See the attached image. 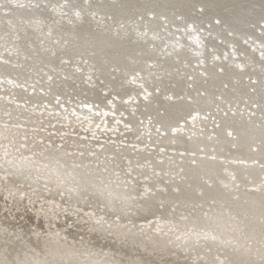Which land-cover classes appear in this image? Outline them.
I'll use <instances>...</instances> for the list:
<instances>
[{
  "label": "bare ground",
  "instance_id": "1",
  "mask_svg": "<svg viewBox=\"0 0 264 264\" xmlns=\"http://www.w3.org/2000/svg\"><path fill=\"white\" fill-rule=\"evenodd\" d=\"M17 1L18 3L16 4V0H0V47H3L1 44L10 42L8 44H12L13 48H9V51H17L19 55L16 63L14 61L11 64L5 61V57L2 58L3 56L0 53V73L4 74H2L3 77L6 75L14 77V80L10 78L12 81H5L11 84L15 82L25 83L34 79L37 81L38 85V83L50 79L47 88H49L51 92L58 94L63 93L65 95L71 92L76 94V96L77 94H92L93 96L95 87L79 84L80 76L77 72L73 73L72 70H67L66 72L60 71L61 74L59 75L56 71L59 68H64V64H67L61 62L62 58L72 59L73 57L78 58L84 56L89 58L91 62L89 66L90 71L87 73L90 77H94V75L97 74L100 80H105L106 82L110 80V82L112 81L111 84L114 83L118 86L123 85L124 87L127 85L126 88H131L132 83L129 80H126V82L123 81V74L131 71H140V75L143 74L145 76L143 80L139 79V81L144 83V86L148 87V85L152 83L156 87L160 86L163 91L158 92L159 94H154L153 92L152 96H147L148 100L146 99L145 101L141 98L143 99L141 102L144 104L141 106L140 110L130 107L128 111L125 110L129 104L123 101V106H126H124L125 115L127 116V119H124V121L129 125L125 127L124 133L122 131L123 129H120L123 134H119L118 132L117 134L116 130L111 131L117 134L116 137L114 135L116 142L99 141L101 137L99 139L97 138V141L95 139H90V136L87 138L81 136L83 133L81 128L85 129L86 126H89V131L91 133V131H94L98 121L105 114H100L99 117L96 116L98 118H85L86 115L80 116V113L84 112L82 110L75 114L68 111L63 113L64 111L60 110L63 117L58 120L59 122L56 125L50 126L49 124L48 127L42 125L37 130L31 129L32 127L29 128V123L27 125V123H22L21 121H14L15 124H20L23 127L14 126L12 121L5 123L7 122L6 119L4 120L1 118L0 168L7 171V179L12 182L20 180L29 181L32 179L33 174L37 172L36 169L40 168V170L45 173H43V175L47 179L46 182H48L49 186L60 187L61 181H64L65 186L73 182L72 184L76 186L77 190L72 191V200H79L83 195L88 194L90 198H94L95 201L104 204L106 212H110V215L116 214L117 216V214H119L123 215V217L125 216V218L133 217L139 220H146L149 217H155V213H161L163 218L169 221L172 220V222L165 223L163 220L162 223H157L158 227L161 228V232H156L155 234L153 232V236L149 238L152 243L150 244L153 246L155 242L159 241L157 238L159 235L162 236L164 240L160 241L161 243H166L165 240H168L169 243L172 239L179 237L178 241L175 243L181 245L180 250L183 253L178 252V254L187 256L195 255V253L193 254V252H191L195 242H199L200 246L204 244L201 242H205L204 247L209 248L210 251H200L204 257L200 259L199 256H197L192 260L193 264L197 259L198 261L196 264H203L208 255H220L218 261H223L224 264H264V193L261 190L246 189L242 194L240 193L242 191L236 193L239 194V196L233 198L229 196L230 194H225L222 191L224 187L220 186L222 183L219 185L214 182V184L211 183V185L202 184L203 191L200 196L197 192V190L202 188L200 186L201 184H198V176L200 173H202L203 176L206 174L212 178L219 176H217V173L219 174L218 171H220L221 166L224 164L217 159V157L220 156L226 159L224 162L229 161V158L241 159L246 161V163L253 162V164L244 165L240 162L236 163V160H234V163L232 162L229 164L232 169L234 168L237 170L236 174L234 173L238 176L237 179H243V175L245 174H249L252 177L255 176L257 172H264V54L263 56H259L252 47L255 43H257V47L258 45L264 47V0H259V3H257L253 9H249L250 6L247 5L250 1L246 4V7H242V2L240 0ZM30 3H33V5ZM47 6H51V8H47ZM236 6L237 8H241V11H237V14L235 13L237 9ZM93 13L97 14L98 17L96 15L94 17ZM48 21H51L52 24L48 25L47 23L45 32L41 30V27H43L42 24L44 25V23ZM198 33H202L200 35L203 36L202 42L200 41V45L198 44V47H200L199 49L190 43L192 41L189 42L187 40L188 37H193V34L199 36ZM196 40L197 39H195V41ZM2 49L3 48H1V50ZM229 50L233 51V54H230ZM192 51L196 54L200 52L197 56L199 60L195 58L196 56H192ZM231 55H236L237 60L231 57ZM200 59L204 64L202 69L206 75L205 77L193 66V62H198ZM236 61L240 62V66L242 67L241 70H237L235 66L232 65L233 62L235 63ZM79 68L80 66L78 69ZM217 68H222V73L217 71ZM31 69H33V71H31ZM41 71H47L43 78H40V75H43ZM62 75L67 77H62ZM187 75H189V77L191 75L193 76L192 81L187 80ZM245 75H251L256 79V82L254 84L252 83L250 88L261 84L263 89H253L254 91L251 92L249 87H245L246 84L241 81V78ZM57 78L59 79L57 80ZM234 82L237 87L234 86ZM5 84L8 86L7 83ZM189 84L192 85L189 86ZM225 84L229 86V89L225 88ZM39 86L40 84L37 88H39ZM217 86L221 87L218 91L215 89ZM12 87L15 88V95L20 96L18 98L21 99V101L28 97L34 99L35 102H37V100L41 102L40 95L29 93L30 89H28V92L23 90L25 87L22 88L20 86L22 89L18 86V88L15 87V85ZM231 88H234V91L231 90ZM6 91H8V89ZM165 92L170 93L172 97L170 96L168 98L163 96L166 94ZM1 94L0 91V96H2ZM202 94H204V96ZM217 94L220 95L219 97H221L225 103H229L232 110H234L233 112H227V116L223 119L221 118V114L218 113L219 116L217 115V118L219 117L220 120L217 121L218 119H216L215 121V123H218L217 128L214 126V128L211 129L212 131L203 129L201 132H196L197 127L201 126L196 125L195 122H192L194 127L186 124L188 125L187 127L178 128L181 122L177 125L176 120L181 116L188 115L194 108L198 111L197 113H201V115L202 113L206 114V112H212L211 115H209V120L206 119V121H203L204 119H199L202 128H204L203 126L210 125V121L213 119L211 116L216 115L215 112H213L215 110L214 108L217 105L223 107L222 103L216 101L214 98V95ZM52 98L54 97L51 96L50 100ZM187 98H189L191 103L187 101ZM244 98H248L249 101L257 105L255 110L250 108L253 114L244 112L242 114L244 116H241L238 110L234 109L237 103L243 106L245 103L243 100ZM70 101H73V98ZM19 102L20 101H18V103ZM116 104L117 103H115V105ZM57 105L60 106L59 103ZM132 105H139V103H132ZM142 107L148 117L149 115L152 116V122H154L155 125L163 124V127L160 126L161 130H169L166 132L168 133L167 137H163L162 132L161 134L156 133L155 128H152V132L148 135L147 133L150 125L148 124L149 126L145 128V124H147L145 122V117H143L144 123L141 122L143 128H139L138 117L135 115L137 114L138 116V114L142 113ZM55 109L57 108L55 107ZM239 109H241L240 106ZM32 111L30 112L32 113ZM120 112L121 111H119V113ZM84 113L86 114L87 112ZM51 117H53V115ZM59 118L61 117L59 116ZM31 119H33V116ZM184 121L186 120H183L182 123L185 125ZM104 122L101 124L100 128L104 126ZM205 122H207V124ZM45 123L49 122L45 121L44 124ZM51 123L53 124V122ZM90 123H92V125H90ZM25 125L28 127H24ZM34 127L36 128V125ZM108 127H111L110 124ZM43 128H45V130H40ZM173 128H175L176 133L172 132L171 129ZM185 128L188 131H185ZM222 129H224L225 133L222 131L224 134L221 132ZM227 130L232 133L231 139H228L229 134H227ZM142 131H144V134ZM202 132L205 135L211 132L217 134V137H210L215 138L214 140L217 141V146L213 147V150H210L213 143L207 145L205 143V136H201ZM125 137H127V139H124ZM136 137H139V139L136 140ZM130 142H136L137 145H130ZM228 144H235L230 155H226L227 153L225 154V152L221 151L227 148ZM143 145L146 146L143 147ZM161 146L174 150V153H169L168 151L160 153L158 149ZM199 147L202 148V150H200L201 152L206 153L202 155L205 157L203 159H198L200 160L199 164H191L188 166L189 163H185L187 160L184 162L183 159L185 153H179V151H198ZM252 147L256 148L253 149ZM211 154H214L216 157L206 158L207 155L209 157ZM167 155L169 157H167ZM202 156L197 157L201 158ZM197 157H194V159ZM161 158H164V160L161 161ZM148 161L149 163H145ZM167 164L168 166H166ZM154 169H163L168 172L167 176H163L165 182L160 179L157 180L160 182L159 185H162L159 190H155V183H150L152 178L157 177L156 170ZM150 173H152V176H150ZM162 174L163 173H161V175ZM145 177L149 178L148 180H143L142 183L147 184L152 191H149L147 196L144 195L142 199L139 197L134 199L133 195H139V188L137 186L138 180ZM225 177L224 179H226ZM129 179L131 183L128 182ZM225 182L228 184L230 181ZM254 184L256 186V183ZM231 186L234 187V184H231ZM169 187H171V189ZM228 187L226 185L224 190ZM207 198H215L217 201H214L215 203L210 205V209L205 216L202 210L204 208L203 206L208 204L205 202ZM176 202L179 203L176 210L182 209L186 212L182 219L178 216L179 213L177 211L172 212L170 208L173 206V203ZM198 202H205V204L203 206H198ZM136 203L140 204L134 206ZM160 206H162V209L159 208ZM129 209H131V212H128ZM123 217L121 218L122 221H113L110 219L111 217L109 219L108 217L101 219L96 215L95 219L97 223L91 225L89 222L90 227L92 226L95 229L96 227H100L101 229L99 228V230L107 229L108 232L113 231V235L114 233L118 234L117 236L120 234L119 239L123 236L124 238L127 237V241L124 243L122 241V246L120 247L114 244L110 247L107 246L110 255L114 256V258L107 255L103 259L106 247L104 246L105 250L102 252H99V248L94 247L95 250L92 249L90 251L93 252V254H90L89 257L91 261L93 260L92 264H104L103 261H108L106 264H120L121 259L117 257L116 253H113L114 250L115 252H120L119 248H121L122 252L125 251L126 253L131 248V245L129 246L131 243L128 244L131 237L135 239L136 236L138 237V235L141 234L142 238L140 237V239H142V241L139 240L140 242H143L144 237L145 239L148 238L146 234L139 231L140 225L134 223L137 220L132 221L133 223H126V219L123 221ZM95 219L93 221H95ZM5 227L2 224L0 226V264H44L42 262L45 261L46 264H88V262H83V260L87 258L83 256H88L87 254H81V257L84 258L82 262H77V260H75V262L73 261L74 256L77 255V250H75L76 247L73 249L68 242L65 245H63V243L60 245L63 238H58L59 240L61 239L59 244L56 243L54 245L53 243L54 246L51 248L48 247L50 245L47 246L50 248L48 249V254H46L48 257H44L43 259L41 255H44L45 252L41 251L43 247L42 237L37 233L32 235L29 241H33V243H31L33 244L31 245V249L33 248V250H27L26 247L29 248V245L24 242L21 244L22 240L26 238L27 235L23 232V235L17 238L15 237L17 234H12V237L6 236L9 234L4 230ZM8 227L14 228L10 225ZM8 227L5 229H9ZM151 227L153 228V225H151ZM189 228H191V232H187ZM12 230L9 229L8 231ZM148 230L150 229L148 228ZM107 231L105 230V234H107ZM63 233L64 232H61V234ZM71 233L70 235L75 237ZM91 233L92 232H90V234ZM103 236L105 237V235ZM54 237H56L54 238L56 242L57 236ZM95 237L97 238V236L94 235L93 238ZM3 240L6 242L4 241L3 243ZM47 240L49 239L47 238L45 241ZM249 242H251V244ZM133 245H135V243ZM172 246L174 247L173 251H176L175 245L172 244ZM161 247L159 243L154 245L152 250L161 249ZM148 248L147 245L146 249ZM168 248L170 249V247ZM215 248H218V250L214 251ZM187 249H189V251ZM219 249H223L224 251L221 250L223 253H221ZM161 250L157 251L159 252L158 254L155 251V256L156 254H168L161 252ZM20 251H25V253L23 252L22 254ZM146 252H144V254ZM128 253L130 254V252ZM151 253L153 255V252ZM135 254L140 255L138 260L139 264H154L151 260L152 256L151 259L149 258L151 254H149V257H143L139 253ZM169 254L171 257V252ZM175 254L176 253H174V255ZM178 254L177 256L179 257ZM253 255L257 256L255 257ZM125 257L123 259H125ZM162 257L163 256H161V258ZM167 257L169 256L167 255ZM156 259L158 258L156 257ZM173 259L170 258L169 262L168 259L167 263L163 262L171 264V262L174 261ZM110 260L112 262H109ZM187 260L188 259H186V261ZM210 261L211 260L206 261L205 264H211L212 262ZM179 262L176 261V263ZM155 263L157 264V262ZM188 263L190 264L189 261Z\"/></svg>",
  "mask_w": 264,
  "mask_h": 264
},
{
  "label": "rangeland",
  "instance_id": "2",
  "mask_svg": "<svg viewBox=\"0 0 264 264\" xmlns=\"http://www.w3.org/2000/svg\"><path fill=\"white\" fill-rule=\"evenodd\" d=\"M241 2H242V7H246V4L248 3V1H250L247 5L248 6H250L249 7V9L251 8V9H253L254 8V6L257 4V3H259V0H240ZM18 3V1L16 0V4ZM31 5H33V3H30ZM51 8V6H47V8ZM236 8H237V6H236ZM198 10H201V9H198ZM241 11V8L240 7H238L236 10H235V13L237 14L238 12L237 11ZM95 15L98 17V15L97 14H95V13H93V16L95 17ZM66 21V20H65ZM64 21V22H65ZM47 23H48V25L49 24H52V22L51 21H48V22H46V23H44V25L42 24V26L43 27H41V30H43V31H45L46 32V29H45V27H46V25H47ZM68 24V23H67ZM258 30V29H257ZM199 34V36L198 35H192L193 37H188L187 38V40L190 42V41H192V42H190V43H192L193 44V46L194 47H196L197 49H199L200 47H198L200 44H199V42L202 40V37L203 36H201L200 34H202V33H198ZM178 36H180V35H178ZM201 36V37H200ZM252 36H254V35H252ZM182 37V36H181ZM195 39H197L196 41H195ZM251 41V40H250ZM202 42V41H201ZM8 43H10V42H6V44H1V46H3V47H0V53L2 54V58H4L5 59V61H8L9 63H13L14 61H15V63H16V61L18 60V58H19V55L17 54V51H14V50H12V51H9V48H13V45L12 44H8ZM191 44V45H192ZM199 44V45H198ZM253 47V50L254 51H256L257 52V54L259 55V56H263V54H264V47L263 46H259L258 45V47H257V43H255V45L254 46H252ZM256 47V48H255ZM1 48H3L2 50H1ZM5 48V49H4ZM232 50V49H231ZM231 50H229V52H230V54H233V51H231ZM251 50H252V48H251ZM15 52V53H14ZM4 53V54H3ZM14 53V54H13ZM192 53H193V51H192ZM199 53L200 52H198L197 54L196 53H193L192 54V56L194 57V56H196L195 58H198L197 56L199 55ZM0 54V55H1ZM11 54V55H10ZM16 54V55H15ZM229 54V55H230ZM235 56V57H234ZM231 57H233L235 60H237V57H236V55H231ZM87 57H84V56H81V57H78V58H76V57H73L72 59H70V58H62L61 59V62H63V63H67V64H64L65 65V67L64 68H59L58 70H56L58 73H59V75L61 74L60 73V71H63V72H66L67 70H72V72L73 73H78V75L80 76V83L79 84H82V85H88V86H94L95 87V89H94V95L92 96V94H77V96H76V94H74V93H71V92H68L67 93V95H65V94H63V93H54V92H51V90L49 89V88H47V86H48V82L50 81V79L49 80H44V81H42L41 83H38V85L40 84V86H39V88H37L38 87V85H37V81L36 80H31V81H28V82H25V83H22V82H15V83H11L10 84V82H7V81H12V80H14V77L13 76H8V75H6L5 77H3L2 76V74L3 73H0V85H3V86H0V91H1V95L2 96H0V120H1V118H3L4 120L6 119V121L7 122H5V123H9V122H11L12 121V124L14 125V126H22V125H20V124H15V122H17V121H21L22 123H27V125H28V123H29V128H31V129H39L40 128V126H42V125H44V126H46V127H48L49 126V124H50V126H54V125H56L59 121V119H62V117H63V115H61V112H60V110H63L64 112L63 113H65L66 111H68V112H73V114H75V113H78L79 111H84V112H87L86 114L84 113V112H81L80 113V116H84V115H86V117L85 118H90V117H92V118H98L99 116H100V114H105V115H103V117L98 121V124L95 126V128H94V131H91V133H90V131H89V126H86V128L85 129H87V130H85L84 128H81V131L83 132L82 134H81V136L82 137H89L90 139H95V140H97L98 141V139H99V141H109V142H116V140L114 139L115 137H116V135L119 133V134H123L124 132H125V127H127V125H129V124H127V123H125V121H124V119L126 120L127 119V116L125 115V110H127L128 111V109H130V108H132V109H134V108H136V109H138V110H140L141 109V106L144 104L143 102H141L143 99V101H145L146 99H147V96H152V94H153V92H154V94H159L158 92H162L163 90H162V88H160V86L159 87H156L154 84H149L148 85V87H146V86H144V83L142 82V81H139V79L140 80H143V77H145L143 74H141L140 75V71H131V72H128V73H126V74H123V81H125L126 82V80L128 81H130L131 83V88L129 87H127L126 88V86L124 87L123 85L122 86H118V85H116V84H111L112 83V81L110 82V80H108V82H106L105 80H100L99 79V76L97 75V74H95L94 75V77H90L87 73L90 71V64H91V62H90V60H89V58H87ZM66 60V61H65ZM198 60H199V58H198ZM200 61H201V59H200ZM196 61V62H193V66H194V68H196L197 69V71H199V73L203 76V77H205L206 75H205V73H204V71H203V69H202V67L204 66V64H203V62L201 61ZM82 62V63H81ZM199 63V64H198ZM72 64V65H71ZM76 66H75V65ZM232 65H234L235 66V68L237 69V70H241L242 69V67L240 66L241 64H240V62L239 61H236L235 63L233 62V64ZM80 66V68L78 69V67ZM89 67V68H88ZM263 67H264V64H263ZM113 69H115V68H113ZM263 70H264V68H263ZM31 71H33V69H31ZM93 71H95V70H93ZM217 71H219V72H221L222 73V68H217ZM42 72V71H41ZM47 71H43L42 73H43V75H40V78H43V76L44 75H46L45 73H46ZM83 72V73H82ZM136 72V73H135ZM36 74H38V73H36ZM85 74V75H84ZM4 75V74H3ZM17 76V75H16ZM125 76V77H124ZM142 76V77H141ZM8 77V78H7ZM62 77H67V76H64V75H62ZM192 75L189 77V75H187V80H190V81H192ZM244 77V78H243ZM242 78H241V81H243V83H245L246 84V86L245 87H249V89L251 90V92H253L254 90L253 89H259V90H261V89H263V87L261 86V84H259L258 86H255V87H252V88H250V86H251V84L253 83H255L256 82V79L255 78H253V76H251V75H245V76H243ZM1 78H2V80H1ZM12 80H11V79ZM129 78V79H128ZM4 79V80H3ZM59 78H57V80H58ZM85 79V80H84ZM5 80H7V81H5ZM138 80V81H137ZM3 81H4V83H3ZM34 81V82H33ZM103 81H105V82H103ZM5 83H7L8 84V86L5 84ZM17 83V84H16ZM27 83V84H26ZM26 84V85H25ZM36 84V85H35ZM13 85H15V87H19V88H24L25 87V89H23V90H25V91H28L29 92V90L28 89H30V92L29 93H36V95H40V99H41V102H40V100H37V102H38V104H37V102H35V100L34 99H31V98H28V97H26L24 100L22 99V101H21V99H19L18 97H20V96H16L15 94H16V92H15V88L14 87H12ZM24 85V86H23ZM42 85H44V86H42ZM135 85V86H134ZM192 85V84H191ZM190 84H189V86H191ZM6 86V87H5ZM21 86V87H20ZM30 86H33V87H35V88H33V87H30ZM109 86V87H108ZM129 86V85H128ZM225 86V88H227V89H229V86L227 85V84H225L224 85ZM234 86L235 87H237L236 85H235V82H234ZM260 86V87H259ZM17 87V88H18ZM28 87V88H27ZM114 87H116V88H114ZM135 87V88H134ZM215 87V86H214ZM21 88V89H22ZM42 88V89H41ZM4 89V90H3ZM8 89V91H6ZM27 89V90H26ZM216 91H218V89H221V87L220 86H217L216 88ZM122 90V91H121ZM152 90V91H151ZM161 90V91H160ZM231 90H233L234 91V88H231ZM96 91V92H95ZM102 91V92H101ZM4 92V93H3ZM6 92V93H5ZM14 92V93H13ZM98 92V93H97ZM114 92V93H113ZM120 92V93H119ZM223 92V91H222ZM13 93V94H12ZM69 93H71V94H69ZM97 93V94H96ZM143 93V94H142ZM166 93V92H165ZM7 94H8V96H7ZM11 94V95H10ZM28 94V93H27ZM95 94H96V96H95ZM118 94V95H117ZM121 94V95H120ZM28 95H31V94H28ZM49 95H50V98H51V96L52 97H54V98H52L51 100H50V98H49ZM54 95V96H53ZM70 95V96H69ZM80 95V96H79ZM89 95V96H88ZM128 95H130V96H128ZM139 95V96H138ZM203 96H204V94H202ZM5 96V97H4ZM11 96V97H10ZM16 96V97H15ZM85 96V97H84ZM99 96V97H98ZM163 96H165V97H170L171 96V94L170 93H166L165 95H163ZM220 95H214V98H215V100L216 101H219L220 103H222V106L223 107H221V106H216L214 109V111L213 112H215V114L216 115H212L211 116V118H213L211 121H210V125H207V126H203L204 128H202V125H200V121H199V119H204L203 121H206V119H208L209 120V115H211V113L212 112H206V114H203L202 113V115H201V113L199 114V113H197L198 111L194 108L193 109V111H196V112H193V111H191V112H189L188 113V115H185V116H181V117H179V119H177L176 120V124L177 125H179L180 124V122H181V124L178 126V128H181V127H184V126H188V125H192V127H194V125L192 124V122H195L196 123V125H198V126H201V127H197V130H196V132L197 131H199V132H201V130H203V129H209V131H212L211 129H213L214 128V126L217 128V126H218V123H215V121H216V119H218L217 121H219L220 120V118L218 117L217 118V115L219 116V114H221V118L223 119L224 117H226L227 116V112H233L234 110H232V108L230 107V104L229 103H225L222 99H221V97H219ZM3 97V98H2ZM57 97V98H56ZM63 97V98H62ZM67 97V98H66ZM76 97V98H75ZM92 97V98H91ZM126 97V98H125ZM131 97V98H130ZM134 97H136V98H134ZM172 97V96H171ZM73 98V101H70L71 99ZM96 98V99H95ZM141 98H143V99H141ZM10 99V100H9ZM57 99V100H56ZM64 99V100H63ZM68 99V100H67ZM98 99V100H97ZM122 101H121V100ZM124 99V100H123ZM28 100V101H27ZM31 100V101H30ZM32 100H34V101H32ZM43 100V101H42ZM46 100V101H45ZM119 100H120V103H119ZM148 100V99H147ZM171 100H172V98H171ZM244 100V104H243V106L242 105H239V103H237V104H235V106H234V109H237L238 110V112L240 113V115L241 116H244V115H242L244 112H247V113H252L253 114V112H251L252 110H250V108L251 109H256L257 108V105H255V104H253L251 101H249V99L247 98H244L243 99ZM18 101H20L19 103H18ZM49 101V102H48ZM53 101H54V103H53ZM59 101V102H58ZM64 101V102H63ZM99 101V102H98ZM123 101L124 102H126V103H128L129 105L126 107L125 105V107H126V109L124 110V106H123ZM187 101H189L190 103H191V101L189 100V98H187ZM13 102V103H12ZM26 104H25V103ZM33 102V103H32ZM67 102V103H66ZM90 102H92V103H90ZM139 103V105H135V106H133L132 105V103ZM2 103V104H1ZM22 103V104H21ZM42 103V104H41ZM49 103H50V105H49ZM60 104V106L59 105H57V104ZM63 103V104H62ZM64 103H66V104H64ZM115 103H117L116 105H115ZM5 106H4V105ZM14 104V105H13ZM30 104H32V105H30ZM45 104V105H44ZM53 104V105H52ZM114 106H113V105ZM120 104V105H119ZM3 105V106H2ZM18 105V106H17ZM40 107H39V106ZM56 105V106H55ZM64 105H65V107H64ZM88 105V106H87ZM109 105V106H108ZM249 105V106H248ZM254 105V106H253ZM30 108H29V107ZM53 106H54V108H53ZM119 106V107H118ZM239 106L241 107V109H239ZM253 106V107H252ZM19 107V108H18ZM55 107L57 108V109H55ZM77 109V111H76V109ZM105 107V108H104ZM121 107V108H120ZM130 107V108H129ZM221 107V108H220ZM238 107V108H237ZM24 108V109H23ZM26 108V109H25ZM32 108H33V111H32ZM44 108V109H43ZM52 108V109H51ZM60 108V109H59ZM80 108V109H79ZM217 108V109H216ZM249 110H248V109ZM3 109V110H2ZM23 109V110H22ZM28 109V110H27ZM37 109V110H36ZM51 109V110H50ZM66 109H68V110H66ZM75 109V110H74ZM84 109V110H83ZM89 110V112H88V110ZM108 109V110H107ZM144 108L142 107V110H141V112L142 113H140V114H138V116H137V114L135 115L136 117H138L137 119H138V121H139V128L140 129H142L143 128V125H142V123L141 122H143L144 123V119H143V117H145L146 119H145V122L147 123V124H145V128L147 127V126H149V131H148V135L152 132V130L155 128V132L156 133H159V134H161V132H162V136L163 137H167L168 136V133H166L167 131H169V130H167L166 131V129H164V130H161V127H163V124L161 125V124H158V125H155V123L154 122H152L153 121V119H152V116H150L149 115V117H148V115H146L145 114V112H144V110H143ZM5 110H7V111H5ZM42 110V111H41ZM56 110V111H55ZM96 110H97V112H96ZM219 110V111H218ZM3 111H5V112H3ZM30 111H32V113L30 112ZM50 111V112H49ZM76 111V112H75ZM119 111H121L120 113H119ZM132 111V110H131ZM243 111V112H242ZM7 112V113H6ZM34 112V113H33ZM35 112H36V116H35ZM103 112V113H102ZM124 112V113H123ZM134 112V111H133ZM3 113H4V115H3ZM9 113H11V114H9ZM42 113V114H41ZM192 113H194V114H192ZM219 113V114H218ZM30 114V115H29ZM39 114H40V116H39ZM58 114V115H57ZM97 114V115H96ZM108 114V115H107ZM143 114V115H142ZM191 114V115H190ZM9 115V116H8ZM41 115H42V117H41ZM53 115V117H51ZM117 115H118V117H117ZM206 115V116H205ZM8 116V117H7ZM11 116V117H10ZM32 116H33V119H31L32 118ZM59 116L61 117V118H59ZM96 116H98V117H96ZM202 116V117H201ZM7 117V118H6ZM9 117H10V119H9ZM13 117H14V119H13ZM23 117V118H22ZM26 117V118H25ZM39 117V118H38ZM108 117V118H107ZM208 117V118H207ZM41 118V119H40ZM43 118V119H42ZM110 118V119H109ZM116 118V119H115ZM123 118V119H122ZM149 118V119H148ZM186 118V119H185ZM2 119V120H3ZM106 119V120H105ZM140 119H142V120H140ZM151 119V120H150ZM26 120V121H25ZM104 120H105V122H104ZM108 120V121H107ZM147 120V121H146ZM150 120V121H149ZM183 120H186V121H184L185 122V125H184V123H182L183 122ZM207 120V121H208ZM15 121V122H14ZM28 121V122H27ZM49 122V123H45L44 124V122ZM95 121H97V120H95ZM102 121V122H101ZM110 121V122H109ZM150 123H149V122ZM51 122H53V124L51 123ZM103 122H104V126L102 127V128H100V126H101V124H103ZM109 122V123H108ZM189 122V123H188ZM0 123H1V121H0ZM206 124H207V122H205ZM213 123V124H212ZM33 125V126H31V125ZM68 124V123H67ZM110 124V126L111 127H108V125ZM114 124V125H113ZM149 124V125H148ZM186 124H188V125H186ZM205 124V125H206ZM27 125H25L24 127H28ZM36 125V128L34 127ZM90 125H92V123H90ZM183 125V126H182ZM38 126V127H37ZM100 128H98V127ZM107 126V127H106ZM116 126V127H115ZM161 126V127H160ZM23 127V126H22ZM82 127V126H81ZM106 127V128H105ZM153 128V129H152ZM199 128V129H198ZM201 128V129H200ZM99 129V130H98ZM120 129H123L122 131H123V133L120 131ZM40 130H45V128H43V129H40ZM112 130H116V133H112L111 131ZM172 130V132L174 133L176 130H175V128H173V129H171ZM174 130V131H173ZM187 129L185 128V131H186ZM108 131V132H107ZM121 133H120V132ZM188 131V130H187ZM224 132V129H222L221 130V132ZM228 131V130H227ZM96 132V133H95ZM106 132H107V134H106ZM163 132H164V134H163ZM220 132V133H221ZM222 132V133H223ZM229 132V133H228ZM227 132V134H229L228 136H229V138L228 139H231L230 137H232V133L230 132V131H228ZM101 133V134H100ZM111 133V134H110ZM142 133L144 134V131H142ZM176 133V132H175ZM221 133V134H222ZM225 133V132H224ZM223 133V134H224ZM85 134V135H84ZM194 134V133H193ZM200 134V133H199ZM199 134H196V135H199ZM203 132L201 133V136H205V143L207 144V145H209V144H212L213 143V146L211 145V148H210V150H213L212 148L213 147H216L217 146V141L216 140H214L215 138H210L211 136H213V137H217V134L215 133V132H211L210 134H203ZM91 135H93V136H91ZM96 135V136H95ZM105 135V136H104ZM107 135V136H106ZM114 135H115V137H114ZM161 136V137H162ZM188 136V135H187ZM92 137V138H91ZM105 137V138H104ZM108 137V138H107ZM202 137V138H203ZM98 138V139H97ZM107 139H109V140H107ZM124 139H127V137H125ZM139 139V137H136V140H138ZM24 140V139H23ZM212 140H213V142H212ZM122 142V141H121ZM215 142V143H214ZM135 143V144H134ZM134 143H132V142H130V145H137V143L136 142H134ZM172 144H173V142H172ZM41 145V144H40ZM146 145H143V147H145ZM231 146V147H230ZM234 146H235V144H233V145H231V144H228L227 145V148H224V149H222L221 151L222 152H225V154L226 155H230L231 154V151L233 150V148H234ZM203 147V146H202ZM253 149H255L256 147H252ZM166 149H168V148H166V147H159V152L160 153H164V151H168L169 153L171 152V153H174V150H172V149H168V150H166ZM226 149V150H225ZM161 150V151H160ZM163 150V151H162ZM200 150H202V148H200L199 147V150L198 151H191V152H189V150H180L179 151V153H185V155H184V157H183V159H184V162L186 163V164H188V166H190L191 164L192 165H196V164H199L200 163V160H198V159H203L205 156H202V155H205L206 153H204V152H201ZM188 152V153H187ZM178 153V152H177ZM178 153V154H179ZM197 153V154H196ZM194 154H196V155H194ZM197 156H202L201 158L200 157H197ZM212 156V157H211ZM235 156H237V155H235ZM167 157H169L168 155H167ZM194 157H197V158H195V159H197V160H195L194 159ZM216 156H214V154H211V155H209V157H208V155H207V157L206 158H215ZM189 158V159H188ZM217 159L218 160H220L221 162H223L222 164V166H221V169H220V171H218L219 172V174L217 173V176L218 177H214V178H212V177H209V176H207L206 174H204V176H203V174L202 173H200L199 174V180H198V184L202 187L203 185L202 184H207V185H211V183L212 184H214V183H217V184H221L220 186L221 187H225L226 185H227V187L228 188H225V190H224V187L222 188L223 190V192L225 193V194H230L229 196H231V197H233V198H236V197H238L239 196V194H236V193H239V191H242V192H240L241 194L246 190V189H248V190H261L263 193H264V172H262V173H256V175L255 176H250L249 174H245V175H243V179H237V175H235L236 174V169H232V167H230L229 166V164L230 163H232L234 160H236L235 162L236 163H238V162H240V163H242V164H253V162H247L246 163V161H244V160H241V159H234V158H229V161H227V162H224V160H226L224 157H217ZM164 160V158H161V161H163ZM192 160V161H191ZM243 161V162H242ZM188 162V163H187ZM145 163H149V161L148 162H145ZM234 163V162H233ZM227 165V166H226ZM257 165V164H256ZM255 165V166H256ZM262 165V164H261ZM166 166H168V164L166 165ZM223 166H225V167H223ZM263 166H264V164H263ZM225 170V171H223V170ZM230 169H232V170H230ZM154 170H156V169H154ZM234 170V171H233ZM241 170V169H240ZM36 171L37 172H35L34 174H33V177H32V179H30L29 181H14V182H12V181H10L9 179H7V171L6 170H4L3 168L1 169L0 168V226H1V224L5 227H8L9 225L11 226V227H14V228H10V227H8L10 230H12V231H8L9 229H5L4 228V230L7 232V234H9V235H6V236H11L12 237V234L14 235V234H17L15 237L17 238V237H20L21 235H23V232H24V234H26L27 236H26V238H24L23 240H22V242H21V244H23V242L24 243H26L27 245H29V248L28 247H26L27 248V250H33V248L31 249V245H33V244H31V243H33V241L31 240V241H29V238H31L32 237V235H35V233H37L40 237H42V240H43V247L41 248V251L42 252H45V254L44 255H41V257H43V259H44V257L46 258V257H48V255H46V254H48L47 252H48V249H50L52 246H54L56 243L57 244H59V242L61 241V239L59 240L58 238H63V241H61V243H60V245L63 243V245H65V244H67V242H68V244L70 245L71 244V246H72V248L73 249H75V247H76V249L75 250H77V255H73L74 256V258H73V261L75 262V260H77V262H82V260L85 258V257H87V258H85L84 260H83V262L85 261V262H88V264H92V262H93V260L91 261L90 259H89V257H90V254H93V252H90L92 249H94L95 250V248H99V252L101 251H104L105 250V247H106V250L104 251L105 252V254H104V256H103V259H104V257H106L107 255L108 256H111L112 258H114V256H112V255H110V253H109V249H108V247H110L111 245H116V246H122V241H123V243L125 242V241H127L126 240V238L127 237H125L124 238V236L121 238V239H119V237H120V234H119V236H117L118 234H115L114 233V235H113V231L112 232H108L107 231V229H105L107 232V234H105V230H99V228H97L96 227V229L95 228H93L92 226L90 227V223H91V225H94V223L96 224L97 223V221H96V219H95V216L97 215L99 218H104V217H108V219L110 218L111 220H113V221H122V217H123V215H119V214H117V216H116V214H111L110 215V212H106V208H105V205L104 204H100V202H98V201H95V199L94 198H90V195H83L79 200L81 201V203H80V201L78 200V199H73L72 200V191H74V190H77V188H76V186L74 185V184H72L73 182H70L69 184L70 185H67V186H65L64 185V181H61L60 182V187H56V186H49V184H48V182H46V178L44 177V175H43V171H41L40 170V168H37L36 169ZM41 171V172H40ZM161 171H163V172H161ZM183 171V170H182ZM181 171V172H182ZM226 171H227V175H226ZM156 174H157V177L156 178H152L151 180H150V183H155L154 184V187H155V190H159V188L160 187H162V185H159V183L160 182H158L157 180L158 179H160L161 181H164L165 182V180H163V176H167L168 175V172L167 171H164L163 169H157L156 171ZM174 172V171H173ZM38 175H37V174ZM161 173H163L162 175H161ZM225 173V174H224ZM235 173V174H234ZM45 174V173H44ZM224 174V175H223ZM230 174V175H229ZM232 174V175H231ZM41 175V176H40ZM202 175V176H201ZM229 175V176H228ZM234 175V176H233ZM150 176H152V173H150ZM174 176H175V174H174ZM226 176V177H225ZM136 177V176H135ZM220 177H221V179H220ZM223 177V178H222ZM224 177L226 178V179H224ZM232 179H231V178ZM256 177V178H255ZM148 178L149 177H145V178H141V179H139L138 180V188H139V190H138V193H139V195H133V198L134 199H136V198H141L142 199V197L145 195V196H147V193L150 191H152L151 190V188L147 185V184H143L142 183V181L143 180H148ZM210 179V180H209ZM214 181H213V180ZM233 179H235V180H233ZM237 179V180H236ZM240 180V181H239ZM166 181H168V180H166ZM173 181V180H172ZM171 181V182H172ZM180 181V180H179ZM225 181H230L228 184L225 182ZM239 183H238V182ZM255 181V182H254ZM24 182V183H23ZM128 182L129 183H131V180L129 179L128 180ZM141 182V183H140ZM214 182V183H213ZM258 182V183H257ZM152 183V184H153ZM167 183V182H166ZM253 183V184H252ZM254 183H256V186H255V184ZM168 184V183H167ZM231 184H234V187L233 186H231ZM250 184V185H249ZM198 185V186H199ZM255 187H254V186ZM261 185V186H260ZM239 186V187H238ZM260 186V187H259ZM54 187V188H53ZM56 188H58V189H56ZM61 188V189H60ZM170 189H171V187H169ZM231 188V189H230ZM56 189V190H55ZM141 189V190H140ZM202 191H203V187L201 188V189H199V190H197V192H198V195L200 196L201 195V193H202ZM205 191V190H204ZM70 192V193H69ZM227 192V193H226ZM229 192V193H228ZM235 192V193H234ZM89 193V192H88ZM233 193V194H232ZM90 194V193H89ZM66 196V197H65ZM85 196V197H84ZM73 198H74V196H73ZM84 199V200H83ZM94 199V200H93ZM83 200V201H82ZM93 200V201H92ZM205 201V200H204ZM217 201V199H215V198H207L206 199V203H208V204H205V202H198L197 203V205L198 206H203L204 204H205V206H203L204 208H203V210H202V213L206 216V214H207V212L209 211V209H210V205H212V204H214L215 202ZM95 202V203H94ZM80 203V204H79ZM90 203V204H89ZM224 203V202H223ZM92 204V205H91ZM99 204V205H98ZM138 204H140V203H138ZM137 203L136 204H134V206H137L138 205ZM178 202H176V203H173V206H171L170 208H171V210H172V212H175V211H177L178 213H179V217H180V219H182V218H184V213H186L185 212V210H182V209H179V210H176V207L178 206ZM196 205V206H197ZM90 206V207H89ZM95 209H93V208ZM101 207V208H100ZM63 208V209H62ZM160 209H162V206H160L159 207ZM87 209V210H86ZM207 209V210H206ZM104 211V212H103ZM128 212H131V209H129V211ZM206 212V213H205ZM104 213H106V214H104ZM108 214H109V216H108ZM95 215V216H94ZM155 217L154 216H152V217H149V218H147L146 220L144 219V220H139V219H135V218H133V217H126L125 218V216L123 217V221H125L124 219H126V223H133L132 221H135V220H137L136 222H134L135 224H138V225H140V227H139V231L140 232H142L143 234H146V236L148 237V238H146L145 239V237L143 238V242H140V241H142V239H140V237L142 238V235L140 234V235H138V237L136 236L135 237V239H134V237H131V239L128 241V244L129 243H131V244H129V246L131 247L129 250H128V252H130V254L128 253V252H126L125 253V251L124 252H122V249L121 248H119V251L120 252H115V250L113 251V253H116L117 254V257L119 258V259H121V263L122 264H139L138 263V260H139V256L140 255H136L135 253H139V254H141V256H143V257H149V254H151L150 255V259H151V256H152V261H153V263L154 264H156L155 262H157V264H166L167 263V260H168V262L170 261V258L171 259H173V257H174V261L173 262H171V264H187L188 263V261L190 262V264H193L192 263V260H194V258H196L197 256H199V258L200 259H202L203 257H204V255H202V253L200 252V251H207V252H209L210 251V249L209 248H206V247H204V245H205V242H201L202 244H203V246H200L199 245V242H195V245H194V248H192L191 249V252H193V254L195 253V255H187V256H184V255H179L178 254V252L179 253H183L181 250H180V244H177V243H175V242H177L178 241V239H179V237H176V238H174V239H172L171 241H169V243H168V240H165L166 241V243H161L160 241H162L163 240V237L162 236H160L159 235V237H157L158 238V240L159 241H157V242H155L154 243V245H156V244H161V246L163 247H161V249L163 250L165 247V249L162 251L161 249H153L152 250V248H154V245L152 246L151 244V242H150V239L149 238H151L152 236H153V232H154V234L156 233V232H161V228L160 227H158V224L157 223H162V221L163 222H165V223H168V222H172V220H167V219H165V218H163V216H162V214L161 213H155ZM115 216V217H114ZM121 218H120V217ZM178 217V218H179ZM90 218V219H89ZM93 218V219H92ZM95 219V221H93ZM128 219H130V220H128ZM90 220V221H89ZM91 221H93V222H91ZM87 222V223H86ZM90 222V223H89ZM76 223V224H75ZM4 224H6V225H4ZM151 225H153V228L151 227ZM23 226H25L24 228L21 227ZM62 226V227H61ZM89 226V227H88ZM42 227V228H41ZM86 227V228H85ZM19 228H21V229H19ZM71 228V229H70ZM148 228L150 229V230H148ZM81 231H80V230ZM87 229V230H86ZM92 229H93V231H95V232H93L92 231ZM97 229H98V231H97ZM101 229V228H100ZM77 230V231H76ZM130 230V229H129ZM129 230H127V231H129ZM99 231H100V233H99ZM102 231H104V232H102ZM126 231V232H127ZM151 231V232H150ZM15 232H17V233H15ZM22 234H21V233ZM27 232H29V233H27ZM61 232H64L63 234H65V235H63V234H61ZM69 232V233H68ZM72 232V233H71ZM89 232V233H88ZM90 232H92L91 234H90ZM97 232V233H96ZM187 232H191V228H189V230L187 231ZM18 233H20V234H18ZM70 233L71 234H73V236H75V237H72V235H70ZM82 233V234H81ZM175 233V232H174ZM93 234V235H92ZM97 234V235H96ZM19 235V236H18ZM61 235V236H60ZM97 236V238L95 237V238H93V236ZM103 235H105V237L103 236ZM110 235V236H109ZM116 235V236H115ZM54 236H57V239H56V242H55V240H54V238H56V237H54ZM59 236V237H58ZM69 236V237H68ZM86 236V237H85ZM92 236V237H91ZM100 236H101V238H100ZM103 236V237H102ZM114 236V237H113ZM157 236H158V234H157ZM51 237H53V238H51ZM85 237V238H84ZM88 237V238H87ZM111 237V238H110ZM162 237V238H161ZM49 239V240H47V241H45L46 239ZM119 240H118V239ZM138 238V239H137ZM26 239V240H25ZM51 239V240H50ZM77 239V240H76ZM84 239H85V241H84ZM87 239V240H86ZM28 240V241H27ZM83 240V241H82ZM96 240V241H95ZM108 240V241H107ZM136 242H135V241ZM140 240V241H139ZM145 240H147V241H145ZM4 241L5 240H3V243H4ZM53 241V242H52ZM107 241V242H106ZM109 241H110V243H109ZM139 243H138V242ZM164 241V240H163ZM6 242V241H5ZM46 242V243H45ZM51 243V244H49V243ZM65 242V243H64ZM121 242V243H120ZM135 243V245L137 246V248L140 246L141 247V249H140V247L137 249L136 248V246L135 245H133L134 243ZM147 242V243H146ZM53 243H54V245H53ZM84 243V244H83ZM95 243V244H94ZM121 245H120V244ZM144 245H143V244ZM149 243V244H148ZM151 243V244H150ZM169 245H168V244ZM184 243V242H183ZM234 243V242H233ZM250 244H251V242H249ZM98 244V245H97ZM106 244V245H105ZM109 244V245H108ZM145 244H147L148 245V249H146V247H147V245H145ZM172 244H174L175 245V247H176V251H173L174 249V247L172 246ZM48 245H50V246H48ZM62 245V246H63ZM78 247H77V246ZM89 245V246H88ZM142 245V246H141ZM150 245V246H149ZM164 245V246H163ZM50 247V248H48V247ZM67 246V245H66ZM105 246V247H104ZM108 246V247H107ZM144 246H146V247H144ZM85 247V248H84ZM95 247V248H94ZM134 247V248H133ZM168 247H170V249L168 248ZM196 247V248H195ZM45 248H46V250H45ZM84 248V249H83ZM143 248H144V251H143ZM151 248V249H150ZM169 250H168V249ZM178 248V249H177ZM206 248V249H205ZM83 249V250H82ZM117 249H118V247H117ZM133 249V250H132ZM136 249V250H135ZM43 250H45V251H43ZM82 250V251H81ZM97 250V249H96ZM161 250V252H165L169 257H167V255H157L159 252H157V251H160ZM172 250V251H171ZM179 250V251H178ZM188 251H189V249H187ZM216 250H218V248L216 249L215 248V250L214 251H216ZM224 251L223 249H219V251L221 252V253H223L222 251ZM78 251H79V254H78ZM127 251V250H126ZM132 251V252H131ZM140 251V252H139ZM142 251V252H141ZM148 253H147V252ZM153 252V255H152V253L151 252ZM155 251L157 252V254H156V256H155ZM171 252V257H170V252ZM197 251V252H196ZM22 254H23V252L25 253V251H20ZM82 252V253H81ZM144 252H146L145 254H144ZM199 252H200V254H199ZM108 253V254H107ZM124 253V254H123ZM145 255H143V254ZM174 253H176L175 255H174ZM81 254H83V255H88V256H83V257H81L82 255ZM120 254V255H119ZM122 254V255H121ZM130 255V256H127V255ZM134 254V255H133ZM177 254L179 255V257H180V259H179V257L177 256ZM197 254V255H196ZM199 254V255H198ZM46 255V256H45ZM146 255H148V256H146ZM172 255H174V256H172ZM72 256V257H73ZM126 256V257H125ZM161 256H163L162 258H161ZM183 256H184V258H183ZM191 256H193V257H191ZM209 256H211V257H209ZM214 256V257H213ZM219 256L220 255H208L206 258L207 259H205L204 261L206 262V261H208V260H211L210 262H212L211 264H224V262L223 261H218V258H219ZM253 256H257V255H253ZM125 257V259H123ZM156 257L158 258V259H156ZM167 257V258H166ZM189 257H191V258H189ZM225 259H227L226 257H224ZM86 259H88V260H86ZM154 259H156V260H154ZM162 259V260H161ZM177 259H179V260H177ZM186 259H188L187 261H186ZM166 260V261H165ZM182 260V261H181ZM191 260V261H190ZM115 261H117V260H115ZM166 262V263H164V262ZM176 261L177 262H179V263H176ZM198 261V259L195 261V263L194 264H196V262ZM214 261H218V262H214ZM108 261H103V263L104 264H106ZM109 262H112L111 260L109 261ZM159 262V263H158ZM163 262V263H162ZM175 262V263H174ZM205 262H203V264H205ZM214 262V263H213ZM42 263H44V264H46V261L45 262H42ZM53 263V262H52ZM120 263V264H121ZM189 264V263H188ZM202 264V263H201ZM227 264H230V263H227Z\"/></svg>",
  "mask_w": 264,
  "mask_h": 264
}]
</instances>
